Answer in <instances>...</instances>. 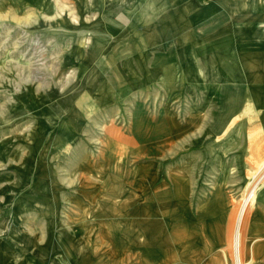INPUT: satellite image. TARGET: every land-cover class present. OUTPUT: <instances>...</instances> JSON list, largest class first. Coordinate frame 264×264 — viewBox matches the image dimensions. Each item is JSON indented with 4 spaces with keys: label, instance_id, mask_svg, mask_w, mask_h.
<instances>
[{
    "label": "rangeland",
    "instance_id": "obj_1",
    "mask_svg": "<svg viewBox=\"0 0 264 264\" xmlns=\"http://www.w3.org/2000/svg\"><path fill=\"white\" fill-rule=\"evenodd\" d=\"M6 1L0 4V264H186L172 260V240H159L163 215L148 211L152 182L165 199L180 166L196 167L200 192L213 187L205 180L209 170L229 169L234 224L241 205L248 208L233 229L228 264H264L245 250L243 238L264 187V172L255 182L264 150L240 172L217 165L221 150L207 148L212 105L191 117L158 83L125 93L109 83L107 54L95 49L98 42L100 49L124 48L150 23L133 28L131 13H151L158 28L167 12L127 0ZM171 115L178 130L190 131L163 134ZM135 128L148 134L144 143L132 142ZM195 159L199 164H190ZM151 228L157 240H144ZM187 241L181 258L190 255Z\"/></svg>",
    "mask_w": 264,
    "mask_h": 264
},
{
    "label": "crops",
    "instance_id": "obj_2",
    "mask_svg": "<svg viewBox=\"0 0 264 264\" xmlns=\"http://www.w3.org/2000/svg\"><path fill=\"white\" fill-rule=\"evenodd\" d=\"M22 1L28 4L31 1L33 5L39 2ZM127 2L145 5L144 10H147L146 6L158 5L161 12H167L170 20L160 17L159 27L153 28L151 22L157 18L152 17L151 13L137 10L131 13L132 27L150 23L135 33L124 48L111 49L104 45L99 46L101 50L98 48L99 42L96 43L95 49L107 54L106 66L110 69L107 77L111 79L109 83L118 85L120 90L129 94L139 90L141 84L158 83L165 92V98H175L180 112L191 117L205 115L212 105L216 112L215 119L207 131L213 139L207 142V148L221 150L217 154L219 160L214 162L217 165L233 164L239 166L240 172L241 166L247 164L248 157L262 156L264 0ZM5 3L6 0H0V4ZM173 13L176 14L175 19L172 18ZM198 89L205 102L201 108L194 102ZM161 110L165 115H170L171 110L167 105ZM165 127L163 134L166 135L168 132L181 134L190 131L192 126L187 125L178 130L174 116L171 115ZM138 129L135 128L130 135L134 144L144 143L148 135L145 130L142 135L140 132L137 134ZM125 137L129 140L128 136ZM153 150L155 152L156 146ZM209 160L208 166L213 163ZM192 163L199 164L196 159ZM180 167L171 175L170 180H175V186L171 191L167 190L165 199L153 187L156 182H152L148 211L150 217L152 214L163 215L159 240L173 241L175 256L172 260L176 263L186 259V264H228L232 253V238L236 233L232 237L233 229H238L248 204L241 205L234 224L237 204L231 184L233 175L229 169L215 173L209 170L210 177L206 176L205 180L213 187L200 192L195 190L198 184L195 183L198 177L196 167ZM263 169L255 182L262 176ZM211 174H216L214 179H211ZM164 201L165 204L162 203ZM146 234L149 235L144 240H157L153 238L152 228L141 235ZM243 238L245 250H250L257 261L264 262V187L257 194ZM187 240H190L191 252L181 258L179 247L187 244ZM236 256L241 261V253Z\"/></svg>",
    "mask_w": 264,
    "mask_h": 264
}]
</instances>
